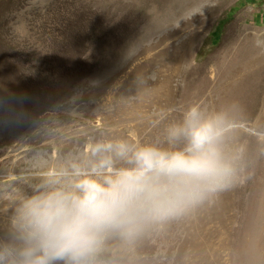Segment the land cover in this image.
Wrapping results in <instances>:
<instances>
[{"label":"rangeland","instance_id":"374dc122","mask_svg":"<svg viewBox=\"0 0 264 264\" xmlns=\"http://www.w3.org/2000/svg\"><path fill=\"white\" fill-rule=\"evenodd\" d=\"M17 25L26 34H17ZM235 26L243 27L237 44L245 39L244 28L264 33V0H0V213L8 241L15 242L20 201L50 174L74 164L90 168L95 146L110 139L163 145L165 129L186 106L215 113L206 104L213 100L232 109H219L230 125L227 147L246 148L251 178L181 219L149 227L134 250L108 241L99 261L264 264V84L249 88L245 107L223 99L221 78L211 73ZM204 33L180 67L176 95L171 69ZM256 41L247 51L263 46V39ZM148 53L159 76H144L133 66ZM129 67L127 77L119 78ZM260 74L264 79V69ZM87 104L105 114L110 130L104 138L48 145L56 133L45 128L54 123L62 136L73 125L64 123V111L88 118Z\"/></svg>","mask_w":264,"mask_h":264},{"label":"clouds","instance_id":"9594fccd","mask_svg":"<svg viewBox=\"0 0 264 264\" xmlns=\"http://www.w3.org/2000/svg\"><path fill=\"white\" fill-rule=\"evenodd\" d=\"M14 31L26 34L23 25ZM229 128L223 114L190 104L165 129L163 145L98 143L90 168L74 164L52 173L22 198L15 242L0 241V264H100L108 241L134 250L149 227L243 186L252 171L244 146L227 147Z\"/></svg>","mask_w":264,"mask_h":264},{"label":"bare ground","instance_id":"6f19581e","mask_svg":"<svg viewBox=\"0 0 264 264\" xmlns=\"http://www.w3.org/2000/svg\"><path fill=\"white\" fill-rule=\"evenodd\" d=\"M239 28L240 31L241 29H243V27L241 26L239 27L235 26L230 30L231 32H228L231 33V37L229 38V43H227L226 40L222 52L216 57V59L218 60V64H216L215 67L212 68L211 73L212 76H215L214 79H217V77L221 78L222 86L220 88L219 93L222 94L223 99L231 103L232 100L234 101V99H238L240 103H242L246 107L248 106L247 105L248 101L246 97L250 91L249 88L254 89L255 85L258 83L264 84V79H260V75H261L260 70L264 69V43L263 46L262 44L261 45L259 44L261 47H253L250 49V51H247V49L249 48L251 42H255L258 39L260 40L263 39L264 42V33L258 30L244 28L248 30L245 34L246 35L245 39L240 44H237L236 37L238 36ZM204 36L205 33L201 37H196L193 40L192 44L187 46L183 50L184 51L183 55L177 56V59L171 69V72H174L172 84L176 82L174 85L176 95H180V91H181L179 86V76L181 74L180 67H182L183 64L186 63L188 57H190L189 53H191L190 51H192L190 50L191 47H195L198 44V42H200L203 39ZM232 46H235L236 48H232ZM252 46L253 44L251 45V47ZM150 55L151 54L149 53L141 55L138 59L134 60L133 66L139 67L141 71L143 69L144 76L150 75L152 71L155 72L156 76L157 75L159 76L161 70H159L156 66L151 65L152 63H149ZM129 68L122 71V74L119 76V78H121L122 80L125 79L127 75L132 71V68L131 67ZM218 84H220V82ZM236 87L240 89V92H236L235 90ZM207 98L211 99V95L209 94V92H207V95L205 96V99ZM77 103L80 104L81 101H78ZM206 104H208L207 106L208 109L210 107V110L214 111L215 113H219V109L221 107H225V110H232L230 107L226 106L225 104L219 105L218 102L213 100L212 103L208 102L207 100ZM95 105L93 104L86 105L85 111L88 113L87 114L89 116L88 118L80 117V115L73 110H65L64 112H66L65 114L67 117L64 120V123L65 124L73 123V125L66 126L65 129L63 128L64 131L62 133L63 134L62 136H57V134L60 133L62 129L59 127V129L57 130V127L54 125V123L52 125L53 126L52 129L49 127H47V129L45 128L46 131L48 130L51 131V133L53 132L56 133L55 138H53L48 145H51V147H53L55 140L57 141L59 140L58 142H60L61 144H65L70 139L88 141V139L93 136L98 140L101 138L103 139L104 138L103 133L110 130V127L109 124L105 122V119L103 117L105 114H102V111H99L100 114H98L97 111L94 110ZM215 110H217L218 112ZM59 112L61 111H58V113ZM95 114L99 116L97 119H94L93 117ZM235 114L236 113H234V115ZM54 116L55 115H52V117ZM55 124L56 125L60 124V122H56ZM48 147L50 148V146ZM3 216L4 214L0 213V241H8V233L4 232L1 226L4 220Z\"/></svg>","mask_w":264,"mask_h":264},{"label":"trees","instance_id":"16d2710c","mask_svg":"<svg viewBox=\"0 0 264 264\" xmlns=\"http://www.w3.org/2000/svg\"><path fill=\"white\" fill-rule=\"evenodd\" d=\"M248 2H249V1H248ZM250 2H253V1H250ZM250 2H249V3H250Z\"/></svg>","mask_w":264,"mask_h":264}]
</instances>
